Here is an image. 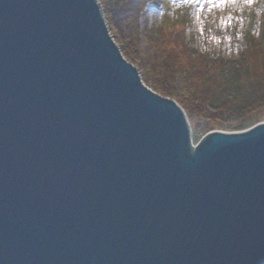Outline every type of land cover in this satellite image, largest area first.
<instances>
[{"label":"water","instance_id":"obj_1","mask_svg":"<svg viewBox=\"0 0 264 264\" xmlns=\"http://www.w3.org/2000/svg\"><path fill=\"white\" fill-rule=\"evenodd\" d=\"M190 138L96 0H0V264H264V122Z\"/></svg>","mask_w":264,"mask_h":264},{"label":"trees","instance_id":"obj_2","mask_svg":"<svg viewBox=\"0 0 264 264\" xmlns=\"http://www.w3.org/2000/svg\"><path fill=\"white\" fill-rule=\"evenodd\" d=\"M100 2L104 8L106 21L109 23V31H113V38L121 46L123 55L132 63L139 67L140 65L145 66L142 58L149 53L150 49L152 50V46H161V52L156 49L158 51L155 50L152 55L158 57L156 63L160 67L157 69L163 75L159 74L154 68H147V72L156 83H152L150 87L159 94L174 99L187 114L194 115L195 113L196 116L206 121L222 123L228 119H237L238 123L234 130H243L249 126L248 118L250 114L257 111L264 113V15L256 24L249 18L246 20L245 33L238 48L240 50L239 59L234 62H222L219 57L211 56L215 58L211 59L207 55L195 56V53L190 50V44L186 41L184 35H179L181 29H179L178 23L183 25L184 22H176L177 20L171 22L166 17L161 21L160 28H167L163 26L166 23L168 33L156 34V32L148 30L146 32L145 49L140 48L137 36L141 33H138L136 28V12L143 11L142 9L149 4H151L150 6L159 5L164 2L162 0H100ZM113 25L119 28L120 34L115 33ZM183 28L182 31L185 29ZM144 30L142 34H144ZM176 35H179V37ZM122 38L126 40L127 45L124 44ZM137 43L140 49L135 45ZM167 43L171 46L168 52L164 51ZM171 52L172 55H170ZM179 52L183 55V59L180 57L176 59L175 55H178ZM246 58H249L250 62L252 60L250 68H248L245 61ZM243 59L244 62L242 63ZM191 60L195 64L191 63ZM176 61H181L180 65L184 73L185 70L188 73L191 70L203 75V68L206 64L210 72L216 73L210 83L199 85V88L196 89L198 94L203 95L201 99L190 98V94L194 95L195 91L190 90L189 92V90L184 89V79L179 82L178 87L179 91H182V95H186L185 97L178 96L173 91L175 87H168L170 86V78L166 76V72H170L168 69L171 62L174 67ZM191 66H196V69L192 70ZM183 71L176 68L173 76L177 79L183 78ZM209 108H211L212 113Z\"/></svg>","mask_w":264,"mask_h":264},{"label":"rangeland","instance_id":"obj_3","mask_svg":"<svg viewBox=\"0 0 264 264\" xmlns=\"http://www.w3.org/2000/svg\"><path fill=\"white\" fill-rule=\"evenodd\" d=\"M99 8L101 11V15L105 21L107 29L109 31V23L106 21L104 8L100 2ZM163 3L157 4L156 6H145L143 11L136 12V28L138 29V33L140 32L141 35L137 36L139 41V46L141 49H145V39H146V32L148 30L156 32L159 34L161 32L168 33V26H165L166 23L163 25L165 29L160 28V23L163 21V18L166 17L168 20L176 21V22H184L183 25L178 23L181 29V33L179 35H184L186 41L190 44L189 48L192 52L196 55H207L211 59L221 58L222 62H234L239 59V52L240 50L239 45L242 43L244 30L246 28L247 22L246 20L249 18L252 20L253 23L259 22L261 16L264 15V0H253L251 4L245 3L244 0H217V3H207L206 0H162ZM176 16V18H174ZM113 24V23H112ZM114 26L115 33H119V28ZM112 27V26H111ZM127 27V26H126ZM185 29H184V28ZM182 28L184 29L182 31ZM144 30V34H142ZM109 34L112 38V41L119 49L120 54L122 57L131 63L136 69L139 75L140 81L143 86H145L151 92L157 94L158 96L162 97L163 95L159 94L155 90H153L150 86L152 83H155L149 73L147 72V68L155 69L159 74L157 68H159V64L156 63L158 57L153 56L152 53L155 52L156 49L161 52L159 45L152 46V50H149V53L142 58V61L145 62V66H137L132 63L129 59H127L123 53L121 46L115 41L113 38V31H109ZM143 35V36H142ZM179 35L177 37H179ZM124 44L127 45L125 39L122 38ZM171 42V41H170ZM137 48H139L138 43L135 44ZM171 45H173L171 43ZM130 46V45H128ZM134 46V45H133ZM139 48V49H140ZM171 46L169 43L166 44L164 47V51L168 52ZM175 49H177L175 47ZM131 50V49H130ZM156 50V51H158ZM172 55V52L171 54ZM179 55V56H178ZM178 55H175L177 58H182L181 52ZM191 55V54H190ZM238 55V57H237ZM214 56L215 58H212ZM189 57V53H188ZM192 57V56H191ZM245 59V58H244ZM244 59L242 63L244 62ZM246 63L248 68H250V64H252V60L250 62L249 58H246ZM181 61H176L175 66L173 67V63L171 62V66L168 70L170 72H166V76L170 78V88L175 87L174 92L177 93L180 97H185L186 95H182V91H179V82L184 79V89L187 91L193 90L195 91L194 95L190 94V98H198L201 99L203 97L202 94H198L196 89L199 88V85L208 84L213 80V76H216L215 72H210L207 64L203 68L204 73L201 75L197 71L189 70V73L181 68ZM191 63L195 64L194 61L191 60ZM197 66V65H196ZM196 66H191L192 70L196 69ZM173 67V68H172ZM181 69L183 71V78L177 79V77L173 76L174 70ZM179 76V75H178ZM198 81V83H196ZM156 84V83H155ZM200 91V90H199ZM188 95V94H187ZM165 98H170L167 96H163ZM192 98V99H193ZM172 99V98H170ZM174 100V99H172ZM175 101V100H174ZM176 102V101H175ZM178 105V104H177ZM180 107V106H179ZM183 110L189 128L191 130L192 135V142L191 145L194 146L198 143L201 138L211 132V131H222V132H236L242 130H234L238 120L237 119H228L225 120L223 123L218 121H209L196 116L195 113L187 114L184 109ZM211 113L212 110L209 108ZM264 122V113L255 112L250 114L248 118V127L243 130L249 129L250 127Z\"/></svg>","mask_w":264,"mask_h":264},{"label":"bare ground","instance_id":"obj_4","mask_svg":"<svg viewBox=\"0 0 264 264\" xmlns=\"http://www.w3.org/2000/svg\"><path fill=\"white\" fill-rule=\"evenodd\" d=\"M96 2L98 3V1L96 0ZM206 2L209 4V3H217L218 1L217 0H206ZM163 97V96H162ZM174 101V100H173ZM177 103V102H176ZM178 104V103H177ZM179 105V104H178ZM180 106V105H179ZM189 126V125H188ZM190 129V128H189ZM190 135H191V130H190ZM193 138H192V135H191V138H190V143L192 142ZM192 146V145H191ZM195 146V145H194Z\"/></svg>","mask_w":264,"mask_h":264},{"label":"snow or ice","instance_id":"obj_5","mask_svg":"<svg viewBox=\"0 0 264 264\" xmlns=\"http://www.w3.org/2000/svg\"><path fill=\"white\" fill-rule=\"evenodd\" d=\"M245 3L251 4L253 0H244Z\"/></svg>","mask_w":264,"mask_h":264}]
</instances>
